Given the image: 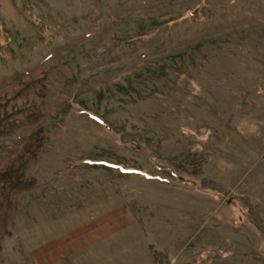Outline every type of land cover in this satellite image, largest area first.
Instances as JSON below:
<instances>
[{"label": "rangeland", "instance_id": "obj_1", "mask_svg": "<svg viewBox=\"0 0 264 264\" xmlns=\"http://www.w3.org/2000/svg\"><path fill=\"white\" fill-rule=\"evenodd\" d=\"M0 264H264V0H0Z\"/></svg>", "mask_w": 264, "mask_h": 264}, {"label": "trees", "instance_id": "obj_2", "mask_svg": "<svg viewBox=\"0 0 264 264\" xmlns=\"http://www.w3.org/2000/svg\"><path fill=\"white\" fill-rule=\"evenodd\" d=\"M90 118H92L94 121H96L97 123H99L100 125H102L104 128L106 129H110V125L104 121L100 116L96 115V114H89Z\"/></svg>", "mask_w": 264, "mask_h": 264}]
</instances>
